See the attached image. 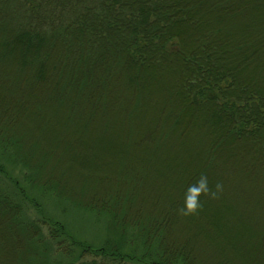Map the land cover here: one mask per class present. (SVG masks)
Returning a JSON list of instances; mask_svg holds the SVG:
<instances>
[{"label": "rangeland", "instance_id": "rangeland-1", "mask_svg": "<svg viewBox=\"0 0 264 264\" xmlns=\"http://www.w3.org/2000/svg\"><path fill=\"white\" fill-rule=\"evenodd\" d=\"M254 1L253 15H202L201 23L181 30L187 43L212 27L224 48L244 49V41H251L245 50L253 55L230 62L264 94V0ZM156 64L140 72L126 66L110 79L115 87L101 113L76 121L56 104L47 106L46 97L36 99L38 92L33 101L46 106L42 111L37 101L15 97L11 76L2 71L0 128L24 132L26 148L37 144V158H48L45 169L56 173L54 180L73 199L92 205L128 199L133 219L153 220L148 222L159 230L165 250L185 254L189 264H264V133L231 135L209 108L188 100L179 61ZM45 207L77 236L100 241L104 226L95 217L63 211L53 198ZM35 211L27 217L36 218ZM29 239L12 218L0 216V264H34L25 252Z\"/></svg>", "mask_w": 264, "mask_h": 264}, {"label": "trees", "instance_id": "trees-1", "mask_svg": "<svg viewBox=\"0 0 264 264\" xmlns=\"http://www.w3.org/2000/svg\"><path fill=\"white\" fill-rule=\"evenodd\" d=\"M256 8L254 0H0V73L11 76L15 97L34 104L38 92L36 99L46 97L47 106L56 104L76 121L81 114L101 113L115 87L110 79L126 72L128 63L129 70L140 72L137 68L150 63L177 60L193 105L209 108L233 136H256L264 133V94L230 62L251 57L245 50L251 41H244V49L224 48L212 27L187 43L181 30L199 24L202 15L221 18L233 10L253 15ZM36 104L41 111L46 107ZM12 130L0 128V216L27 233L31 250L25 252L34 264H189L185 254L165 250L159 230L157 236L148 222L153 220L133 219L122 195L109 197L107 205L73 199L54 180L56 173L45 169L48 158L42 153L37 158V144L26 148L27 135ZM47 198L63 211L95 217L99 227L103 223L100 241H86L48 215ZM33 208L36 218L30 219Z\"/></svg>", "mask_w": 264, "mask_h": 264}, {"label": "clouds", "instance_id": "clouds-1", "mask_svg": "<svg viewBox=\"0 0 264 264\" xmlns=\"http://www.w3.org/2000/svg\"><path fill=\"white\" fill-rule=\"evenodd\" d=\"M190 207H192V205H190Z\"/></svg>", "mask_w": 264, "mask_h": 264}]
</instances>
